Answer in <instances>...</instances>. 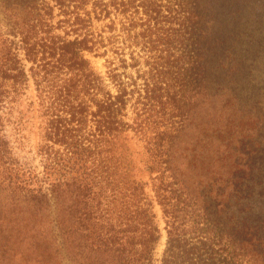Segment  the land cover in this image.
I'll list each match as a JSON object with an SVG mask.
<instances>
[{
  "label": "trees",
  "instance_id": "obj_1",
  "mask_svg": "<svg viewBox=\"0 0 264 264\" xmlns=\"http://www.w3.org/2000/svg\"><path fill=\"white\" fill-rule=\"evenodd\" d=\"M255 5L0 0V177L30 218L36 250L44 247L35 264H48L63 244L74 264H264V149L240 150L233 126L210 109L225 94L256 105L264 43L251 31ZM31 79L41 171L16 158L1 132L3 109ZM199 98L209 106L204 141L230 162L227 177L209 168L197 176L196 194L174 147ZM156 202L168 232L161 257ZM221 216L230 221L220 226Z\"/></svg>",
  "mask_w": 264,
  "mask_h": 264
},
{
  "label": "rangeland",
  "instance_id": "obj_2",
  "mask_svg": "<svg viewBox=\"0 0 264 264\" xmlns=\"http://www.w3.org/2000/svg\"><path fill=\"white\" fill-rule=\"evenodd\" d=\"M253 9L256 15L254 13L252 17L251 31L256 39H262L264 43V26L262 25V22L264 23V0H256ZM252 14L250 13V16ZM0 17H2L1 12ZM244 28L240 27L238 31H243ZM244 34L242 32L240 36L243 37ZM240 44L242 45L243 42ZM240 44L238 47H240ZM261 50L263 53L260 52V58L258 64H256L259 69L253 73L255 86L252 92L255 94L253 101L256 105H249V101L244 97L238 103L225 94L217 98L214 109L210 108L213 110L212 113L216 122H219L222 126H233L235 129V143L238 142L240 150L264 149V115L262 114L261 118L254 115L256 111L264 112V100H262L264 98V45H261ZM96 62L102 71L106 70L103 57L97 58ZM141 66L142 70H149L145 61H142ZM257 102H260V107H263V110L257 108L259 106ZM208 112V100L199 98L189 110L190 121L185 130L177 136L174 147L175 162L185 173L188 185L196 194L195 186L197 182L195 178L197 176L209 168V173L218 170L220 176L227 177V165L230 162V158L225 157L223 153L220 155L216 152V142H210L206 139V142L204 141L203 134ZM2 118L1 132L9 140L14 156L22 162L36 166L38 171L43 170V162L38 153L41 140L38 98L32 79L29 86L25 88L17 100L3 109ZM238 140H243L244 143ZM133 148L136 151L140 167L144 169V164L141 161L142 155L139 153V146L135 142H133ZM240 158L245 160L246 157L241 155ZM263 160L264 158H257V161L263 162ZM141 174L150 181L149 174L145 169ZM149 190L154 193L151 187H149ZM156 203L162 230V239L157 255L161 257L166 246L168 232L163 208L158 202ZM24 211L21 205L13 202L10 191H8L0 177V264H35L36 256L44 249V247H39L36 250V245L40 242L37 237L32 238L31 232L27 230L30 218L24 219ZM221 219L220 226L225 225L226 221H230L227 216H221ZM68 245L63 244L60 251L54 254L53 259L48 264H74L72 259L74 251L71 248L69 249Z\"/></svg>",
  "mask_w": 264,
  "mask_h": 264
}]
</instances>
